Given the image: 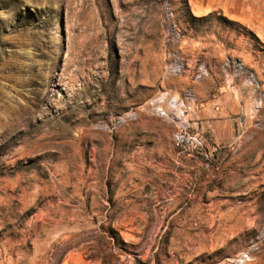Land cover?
Returning a JSON list of instances; mask_svg holds the SVG:
<instances>
[{
	"label": "rangeland",
	"instance_id": "374dc122",
	"mask_svg": "<svg viewBox=\"0 0 264 264\" xmlns=\"http://www.w3.org/2000/svg\"><path fill=\"white\" fill-rule=\"evenodd\" d=\"M244 252L264 264V0H0V264Z\"/></svg>",
	"mask_w": 264,
	"mask_h": 264
},
{
	"label": "built area",
	"instance_id": "2783aa9c",
	"mask_svg": "<svg viewBox=\"0 0 264 264\" xmlns=\"http://www.w3.org/2000/svg\"><path fill=\"white\" fill-rule=\"evenodd\" d=\"M204 72L203 67H199L196 78H202ZM164 101L166 108L162 106ZM184 106V103L178 101L175 97L168 99L158 97L148 104L147 109L152 115L173 124L172 143L175 148L190 154H201L203 152V141L197 133H193L190 130L187 122L183 120V113L185 112ZM251 261V255L248 252H244L240 255L237 264H250Z\"/></svg>",
	"mask_w": 264,
	"mask_h": 264
}]
</instances>
